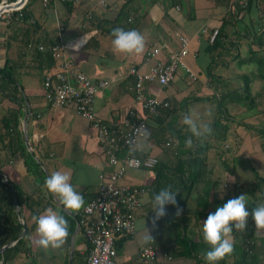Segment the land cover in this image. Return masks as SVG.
Masks as SVG:
<instances>
[{
    "label": "crops",
    "instance_id": "crops-1",
    "mask_svg": "<svg viewBox=\"0 0 264 264\" xmlns=\"http://www.w3.org/2000/svg\"><path fill=\"white\" fill-rule=\"evenodd\" d=\"M82 1L80 11L94 7V12L97 15L99 13L104 15L107 12L101 8L96 9V0ZM124 1L126 0H117L116 2ZM146 1L149 3L144 9L141 27L137 30L145 37V48L142 54L135 55L129 67H121L123 56L114 53L113 47L109 46L105 39L101 40L98 37L99 34L103 33L93 28L87 32H77L79 28H83L80 26L81 14L79 11L73 12L74 25L71 26L74 30L71 32L70 27L68 29L63 27L62 19H65V10L62 5L58 4L53 8H47L40 2L47 9L46 14L49 17L42 21L38 20L41 24L39 34H45L47 37L57 36L61 43L82 34H88L89 38L94 36L97 40L98 45H96V41H91L92 47L90 49H85V45L81 49H71L67 54L91 79L111 81L107 89L99 91L95 95L94 109L104 121L110 123L114 128L121 126V120L131 107L140 108L139 103L135 102L134 94L127 88L131 78L129 70L135 67L140 71H147L157 60L168 58V47H178L173 36H168L165 32V26L159 22L163 18V11L159 5L154 4L151 0ZM238 1L184 0L182 11L177 8L170 10L168 13L171 20L169 18L163 19L172 31L180 30L190 36L189 51L185 56V63L190 70L179 68L175 78L167 87L161 89L157 84H147V88L152 93L159 92L160 96L168 95V101L173 112L167 115L160 111L158 120L155 116L148 121L147 136L138 141L134 154L137 156L156 155L158 159L163 158L162 146H159L162 144L161 142L158 144L157 139L162 141V138L166 139L172 136L168 132V127L171 126L181 127L183 131L185 130L188 139L191 134L186 130V126L181 124V119L184 113L191 112L198 119V122L208 123L213 130L212 134L205 138L212 145L207 153V175L198 185V191L195 195L201 192L206 184H209L208 200L211 202L223 198L228 201L240 194H246L249 210L252 206L255 207L264 203V176L261 173V168L264 166V134L260 132V130L264 131V63H257L255 60L258 57L254 58V52L258 50L259 56L264 59V45L253 43V38L257 37L264 29V27L260 29L264 26V0H253L249 10L236 13L231 8L233 3L238 4ZM140 2L145 1L141 0ZM110 13L107 14L111 15ZM32 17L36 19L34 14ZM203 27L206 28V33H202ZM214 28L219 29L220 33L217 36L224 32V36L228 35L231 43L226 42L223 47L217 46L215 41L209 42L207 35ZM3 29L5 27H2L1 30ZM9 33V29L6 34L4 31L0 32V64L4 63L6 57L18 60V49L16 47L7 49L5 42H3L6 37L10 36ZM107 36L113 39L111 36ZM156 45L161 46L160 53L156 55L157 57L146 60V52ZM223 53L230 56L225 58ZM216 59V67L213 68L212 64ZM245 64L250 65V73H254L251 97L245 103L233 102L226 105V115L222 117V121L228 125V132L224 141L216 140L212 137L215 131V125L212 124V121L216 118L217 102L221 99L223 91L235 88L240 84L238 80L247 72L242 69ZM210 66L211 68H209ZM16 72L18 73L19 85L25 94L24 106L26 111L20 119L25 150L34 152L33 158L35 162L39 163L42 174L39 175V178L33 175L27 170L23 158L13 156L9 148L6 146L4 148L0 141V170L3 181L9 182L11 186L13 182H16L23 190L19 200L20 204L28 203L32 207V210L23 208L21 212H19V206L16 208L17 220L21 223L24 222L26 232L22 237L19 234L18 238H22L23 242L20 243L19 251L13 259L8 260L6 264H87L86 257L89 247L82 231L77 229L76 221L71 233L69 232L67 242L62 248L45 250L38 244L39 237L35 231L36 224L33 217H38L51 208L64 217L66 214L74 219L75 213L72 216L65 212L55 197L49 194L44 187L45 180L53 171L69 173L70 182L75 190L80 195L84 194L85 198H91L98 190L100 175L107 173L112 167L107 164L96 139L95 131L88 119L77 113L71 105L50 107L47 104L43 84L46 72L43 69H38L36 65L27 62ZM35 72L39 73L40 78L37 83L28 77ZM21 75H23L22 78ZM184 102H191V104L201 102L206 105V111L209 115L200 114L205 106L196 109V104L192 105V109L195 110L189 111L187 103L182 110L181 106L177 109L176 103L182 104ZM6 108V99L1 100L0 98V117ZM27 113L29 116L24 131L23 117ZM175 114L178 115V121L174 120ZM1 129L2 125L0 124V131ZM26 137L30 147L25 143ZM194 138L192 137V141L195 139L197 141V138ZM175 139L177 140V138ZM198 141H203V139H198ZM184 144L187 146L186 141ZM23 157H25L24 154ZM142 171L147 172V174L136 176L127 170L121 182L137 185L148 180L151 171L148 169ZM228 174L229 177L235 178V182L230 178L227 179ZM260 178H262V182ZM148 200V196L145 195L144 201L147 203L137 213L135 232L116 253L118 264H133L139 256L141 247L147 245L142 240L145 231L144 221L145 226L150 230V234L155 235L156 228H153L151 224L154 213ZM250 204L252 205L250 206ZM214 207H210V209ZM33 210L36 212L34 213ZM186 210L187 216H190L186 226L187 232L194 240L204 242L202 225L206 218L196 214L197 211H201L197 207V202H191ZM20 216L21 220L19 219ZM139 220L140 222H138ZM157 225H159L158 222ZM233 236L234 246H245L248 256L245 258L244 264H264V244H261L264 242V231H257L254 225L252 241L257 244L256 248L251 247V240L245 239V232L240 233L234 230ZM155 240L159 244L156 246L159 249V254L152 264H194L192 258L175 257L174 253L170 252L171 245H164L159 237L155 236ZM15 243L16 240L15 242L13 240L7 244H9L8 247H11ZM165 247L168 249L167 253L170 258L163 255ZM241 254L242 251L235 249L225 259L227 264H235Z\"/></svg>",
    "mask_w": 264,
    "mask_h": 264
},
{
    "label": "trees",
    "instance_id": "trees-1",
    "mask_svg": "<svg viewBox=\"0 0 264 264\" xmlns=\"http://www.w3.org/2000/svg\"><path fill=\"white\" fill-rule=\"evenodd\" d=\"M32 1L33 0H28L27 4L22 9V19H16L18 13L14 12L15 17L12 19V21L8 23L6 22V28L0 30V32L4 31V34L7 33L8 29L10 30V36L6 37L3 41L5 42L7 49L16 47L19 51L18 60L9 59L6 57L4 63L0 64V98L1 100L6 99L7 104V108L0 117V124L2 125V129L0 131V141L3 143L2 146L4 148L5 146L6 148H9V151H11L13 156L23 158L27 170L39 178V175L42 174V170L39 167V163L35 162L33 158L34 152L25 150L23 133L22 129L20 128L21 116L24 114V111H26L24 106L25 94L24 90L19 85L17 78L18 73L16 71L20 70L23 65L27 64V62H30L31 64L36 65L38 69H43L46 72L47 68H50L52 64L56 62V59L53 56V51H55V47L60 46L61 42L57 39V36L47 37L45 34H39L41 24L37 19L32 17L33 11L30 6ZM81 1L48 0L47 4L44 6L47 8H53L55 5H62L65 10V19H62V23L64 25L63 27L65 29L70 27L69 30H71V32L74 30V28L71 26L74 25L72 17L73 12L77 10L81 14L80 26H83V28H79L78 30L80 31L77 30V32H87L93 28L98 32L112 37V31L117 27L124 30H138L139 27H141L144 9L149 3L146 0H143L145 2H140L141 0H126L121 3L116 2L117 0H108L106 7H101L100 5L96 4V9L101 8L107 11L104 15H101L100 13L97 15L94 12V7H88L86 10L84 9L80 11L81 9L79 8ZM151 1H153L154 4H158L161 11H163V18H161L162 20L159 22L165 26L166 34L170 37L173 36L176 41L174 32L178 31L183 33V31H172V29L165 24L163 19L169 18V20H171V16L168 13L170 10H175L177 8L179 11H182V8L184 7V0ZM252 1L253 0H248L245 6H240L237 3H233L231 10L236 13H242L245 10H249ZM107 13H110L111 15H108ZM32 19L33 21H31ZM263 27L264 26L260 27V29ZM92 40L96 41V45H98L95 37L91 36L84 44V46L86 45L85 49H90L92 47V45H90ZM214 41L217 46L220 45L223 47L226 45V42L231 43L228 35L224 36V32H221L219 36H216ZM253 43L255 45H264V29L257 37L253 38ZM84 46L82 48H84ZM177 46H179L178 43ZM177 48L178 47H168L167 53L169 54L170 50H177ZM69 50L71 49L61 48L59 51L64 53V58L66 60L79 66L75 60L69 58L67 54ZM254 54V58L258 57L255 60L257 63H264V59L259 56L258 50L255 51ZM209 68H211V66ZM240 80H242V85L238 86L237 88L223 91L221 94V99L217 102L218 105L216 108V118L212 121V124L215 125V131L212 137L216 140L224 141L227 135L226 133L228 132V125L222 121V117L226 115V105L233 102L245 103L246 101L248 102L249 97H251L254 73L245 72ZM131 108L140 111V108H136L135 106ZM171 108L172 107L160 109V111L169 115L173 112ZM159 116L160 115L156 116V120L160 118ZM108 124L111 125L110 123ZM111 128L114 129L112 125ZM168 132L170 135H172L171 137L177 138L178 143L176 145L167 146V138H162V141L157 139V143L159 144L161 142L162 144L159 146H162L161 151H163L164 157L158 159L155 155L158 162L155 167L150 170L151 174L149 179L138 183L137 185L143 186L146 189V193L142 198V207L145 203H147L144 201L145 195L148 196V202H150L152 205V200L155 194L164 188L171 187V190L177 193V206L182 211L179 215H177V206L167 205V215L158 221L159 225H156L155 227V235H152L155 242L147 245H151L158 251L159 249L156 246H159V244L155 240L156 236L159 237L164 245H171L170 252L174 253L175 257L192 258L194 259V264H207L204 256L206 252L210 250V246L202 241L194 240L187 232L186 226L190 216H187L188 212L186 208L191 202H197V207L200 208L201 211H197L196 214L198 216L200 215V217L204 216L207 219L208 215L210 213H214L217 207L222 206L227 202V200L224 198L222 200L215 199L212 202L209 201V184H206V186L201 189V192L195 195L196 191H198V185L202 183L207 175V153L210 148H212V145L205 138H202L203 141H198V139L196 141L194 138L195 140H193V146L188 147L184 144V141L188 140L186 137L187 132L185 130L183 131L181 127L175 128L174 126H171L168 127ZM260 132L264 134L263 130H260ZM122 153L123 152H121L119 155L121 156ZM23 154L25 157H23ZM260 181L262 182V178H260ZM260 185L261 184L259 183V186ZM22 193V188L16 182H13L11 186L9 182L3 181V175L0 170V248L3 245L16 240L14 246L6 248L0 254V262L3 264H6L8 260L13 259V257L19 251L18 248L20 243L23 242L22 238H18L23 224L17 220V206L20 207L19 212H21L23 208H30L32 210L31 205L28 203L24 205L20 204L19 200L20 197H22ZM81 196L84 199V203L92 198H85L84 194ZM251 205L252 204H250V206ZM213 206L215 207L210 209V207ZM253 207L254 206H252L249 211H251ZM33 212L35 213L36 211L33 210ZM65 218L68 220V230L71 233L73 227L75 226L77 216L72 219L70 216L65 214ZM253 232L254 222L250 217L248 221V227L245 232V239L252 241ZM128 238H130V236L120 237L115 242L114 247L116 253L122 248V245L125 241H127ZM261 244H264V242ZM88 247L90 249V245H88ZM251 247L256 248L257 244L252 241ZM235 249L242 251L241 257L238 259V261H236L235 264H244L246 260L245 258L248 256L245 246H234V250ZM164 250L167 252V247H165ZM116 257L117 255L115 256V260L117 262ZM226 258L227 257H225L224 260L219 261L218 264H227L225 260ZM136 262L137 259L133 264H136Z\"/></svg>",
    "mask_w": 264,
    "mask_h": 264
},
{
    "label": "built area",
    "instance_id": "built-area-1",
    "mask_svg": "<svg viewBox=\"0 0 264 264\" xmlns=\"http://www.w3.org/2000/svg\"><path fill=\"white\" fill-rule=\"evenodd\" d=\"M77 1V0H76ZM28 0H0V23H8L15 17L22 19V9ZM46 5L48 0H41ZM106 7L108 0H96ZM248 0H239L245 6ZM16 3H19L16 5ZM33 21V19L31 20ZM206 33V28L201 29ZM218 28L207 35L209 42L217 36ZM177 50H170L168 58L157 60L147 71L131 68L128 90L134 94L140 111L130 108L121 120L119 128H111L94 109L95 95L110 85L107 79H91L79 66L66 60L61 48L81 49L88 40V34H82L55 47L53 56L56 62L47 69L44 78L45 100L50 107L71 105L76 112L91 123L96 139L102 149L107 164L112 167L99 177V187L95 195L84 203V207L75 213L76 227L81 230L90 249L87 264H117L115 260V242L135 232L136 213L142 207V198L146 193L143 186L122 183L128 169H152L158 160L153 155L137 156L134 149L138 141L147 136L148 121L170 106L168 95L152 93L147 84H157L160 89L167 86L176 76L179 68L190 70L185 63L189 51L190 37L185 33L174 32ZM57 49V50H56ZM59 49V50H58ZM161 46L156 45L146 52V60L159 54ZM178 141L169 136L166 145H176ZM122 153L120 156L119 154ZM138 163H133V162ZM264 176V166L261 168ZM159 252L151 245L142 246L136 264H152ZM163 255L170 258L164 250Z\"/></svg>",
    "mask_w": 264,
    "mask_h": 264
},
{
    "label": "clouds",
    "instance_id": "clouds-1",
    "mask_svg": "<svg viewBox=\"0 0 264 264\" xmlns=\"http://www.w3.org/2000/svg\"><path fill=\"white\" fill-rule=\"evenodd\" d=\"M112 37L114 53L140 55L144 51L145 37L137 30H124L117 27L112 31ZM181 124L186 126V130L191 134L186 141L188 147L193 146L192 137L197 139L207 138L213 131L208 123L198 122V119L191 112L183 114ZM133 163L138 162L134 161ZM229 178L235 182V178L229 177L228 174L227 179ZM70 181L71 176L69 173L53 171L45 180L44 187L49 194L55 197L65 212L72 214L77 213L84 207V199ZM176 195L177 193L173 192L171 187L164 188L154 195L152 200L154 216L151 220L153 228L156 227L160 219L167 215V205L177 206ZM181 211L177 206L176 214L179 215ZM250 217L257 231H264V203L258 204L249 211L246 194H240L238 197L229 199L225 204L217 207L214 213L208 215L202 225L203 240L210 246V250L204 256L207 264H218L219 261L232 254L234 251L233 232L234 230L240 233L246 232ZM19 219H22L21 216ZM33 221L36 224L35 231L39 237V246L45 250L49 248L58 250L65 245L69 230L68 221L64 215L49 208L38 217L34 216ZM143 223L145 231L142 240L145 244H151L155 242L154 238L150 234L149 228L145 226V221ZM0 264L3 263L0 262Z\"/></svg>",
    "mask_w": 264,
    "mask_h": 264
},
{
    "label": "rangeland",
    "instance_id": "rangeland-1",
    "mask_svg": "<svg viewBox=\"0 0 264 264\" xmlns=\"http://www.w3.org/2000/svg\"><path fill=\"white\" fill-rule=\"evenodd\" d=\"M30 6H31V9L33 11V14H34V16H35V18L37 20L42 21L44 18H46V17L48 18L49 17V15L46 14V9L41 5L40 0H33L31 2ZM2 27H5L6 28V24L4 22L0 24V30L2 29ZM98 37L101 40L102 39H105L106 42L108 43V45L112 47V39L109 38L107 35H105V34L104 35L103 34H99ZM121 55L123 56L122 63H121V67H129L131 65V63H132L131 61H132V59H134L135 55H123V54H121ZM223 56H225V58H226V57H228L230 55L229 54H226V53H223ZM216 62H217V59L212 64L213 65L212 66L213 68L216 67ZM250 67H251L250 65H246L245 64V65L242 66V69H245L249 73L250 72ZM22 76L23 75H21V78H22ZM28 77L31 80L33 79V82H34V80L36 81V83L40 81L39 73L38 72H35L32 76H29L28 75ZM238 82H240V84L238 86L242 85V80H238ZM238 86H236L235 88H237ZM203 100L206 101L207 99H203ZM186 103L187 102H184L182 104L181 103H176V105L178 106L177 109H179V107L181 106V110H182L184 108V106H185ZM195 104H196V109H199L201 106H205V109H202L201 112H200V114H202V115H209L208 112L206 111V105L202 104L201 102L200 103H192V104H191V102H188L186 105H187V108L189 109V111L195 110V109H192V107H193L192 105H195ZM174 120H176V121L179 120L178 119V115H176V114L174 115ZM128 170H129V172L131 174H136V176H140V175H143L144 176L145 174H147V172L142 171L144 169H137V170H135V169H128ZM138 222H140V220Z\"/></svg>",
    "mask_w": 264,
    "mask_h": 264
},
{
    "label": "water",
    "instance_id": "water-1",
    "mask_svg": "<svg viewBox=\"0 0 264 264\" xmlns=\"http://www.w3.org/2000/svg\"><path fill=\"white\" fill-rule=\"evenodd\" d=\"M17 4H19V3H16V5H17ZM28 116H29V113L25 114L24 117H23L24 131L26 130V125H27V119H28ZM25 143H26V145H27L28 147H30V146H29V141H28V138H27V137L25 138ZM14 202H15V199H14ZM70 215L74 216L73 213L70 214ZM25 232H26V226H25V224H23V230H22V232L20 233V237H22L23 235H25ZM8 246H9V244H6V245L2 246L1 249H0V253H1L4 249H6Z\"/></svg>",
    "mask_w": 264,
    "mask_h": 264
},
{
    "label": "bare ground",
    "instance_id": "bare-ground-1",
    "mask_svg": "<svg viewBox=\"0 0 264 264\" xmlns=\"http://www.w3.org/2000/svg\"><path fill=\"white\" fill-rule=\"evenodd\" d=\"M63 29V28H62ZM220 33V32H219ZM190 37V36H189ZM63 38V37H62ZM191 41H192V39H191ZM157 57V56H156ZM181 69V68H180Z\"/></svg>",
    "mask_w": 264,
    "mask_h": 264
}]
</instances>
